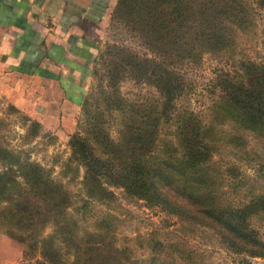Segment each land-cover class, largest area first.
Returning <instances> with one entry per match:
<instances>
[{"label":"trees","instance_id":"1","mask_svg":"<svg viewBox=\"0 0 264 264\" xmlns=\"http://www.w3.org/2000/svg\"><path fill=\"white\" fill-rule=\"evenodd\" d=\"M255 3L264 8V0ZM110 19L135 35L145 52L110 44L99 53L106 83L98 85L97 97L81 100L64 168L81 169L89 200L109 204L120 189L146 208L210 229L233 254L264 257V241L249 222L264 209V196L240 206L226 202L221 173L211 162L226 146L243 147L245 135L264 140V62L240 58L239 78L216 75L221 94L212 107L221 118L206 122L181 103L188 87L176 69L198 65L204 54H233L237 31L252 27L249 6L243 0H115ZM123 79L153 87L154 103L121 96ZM23 120L24 135L37 136L41 124L26 115ZM113 120L114 137L107 130ZM6 125L0 117V231L25 256H36L34 264H66L68 258L70 264H204L154 234L144 239L145 255H132L116 245L108 213L93 220L94 230L80 231L69 212L70 192L49 169L8 146Z\"/></svg>","mask_w":264,"mask_h":264},{"label":"rangeland","instance_id":"2","mask_svg":"<svg viewBox=\"0 0 264 264\" xmlns=\"http://www.w3.org/2000/svg\"><path fill=\"white\" fill-rule=\"evenodd\" d=\"M243 1L252 12V27L242 33L237 31L233 54L226 53L219 58L204 54L198 65L176 67L183 72L188 87L181 103L204 122L218 121L221 118L216 113V108L213 110L212 107L218 103L221 94V90L215 85L216 75L223 71L228 73V78L232 75L239 78L240 58L264 62V8L258 7L256 0ZM113 6L98 27V37L95 38L97 49L88 63L90 71L81 80L82 92L78 96V106L87 94L97 97L95 91L99 84L101 87L105 86V77L102 76L97 60L106 46L118 44L139 54L145 52L135 35L129 33L119 22L110 19ZM95 70L96 73H93ZM117 87L120 95L128 100L147 105L154 103L155 89L142 82L123 79ZM95 100L100 102L98 98ZM12 108L15 107L0 96V117L7 122L2 131L3 137L10 148L20 150L29 160L49 169L51 176L70 192L73 203L69 212L80 231L94 230L93 220L108 213L114 217L112 223L116 245L137 257L147 253L148 243L144 239L154 234L162 243L175 242L190 250L195 259L204 264H264V257L233 254L218 241L216 234L210 229L167 215L155 207L146 208L141 201L125 197L120 189L113 190L114 199L109 204L87 199L80 184L81 169L72 173L71 169L64 168V162L69 155L67 140L75 130L79 109L71 124L40 125L39 134L30 136L24 135L28 125L23 120L26 114L21 111L13 112ZM115 123L113 120L107 127L112 137L115 136ZM245 140L243 147L226 146L211 157L212 164L220 171L223 179L221 197L235 206L245 204L252 197L264 196V140L250 135H245ZM249 222L264 241V209L251 214ZM0 233L3 234L1 231ZM16 244L21 250V258L17 264H34L36 256H25L22 246ZM70 261L71 258H68L66 264H70Z\"/></svg>","mask_w":264,"mask_h":264},{"label":"crops","instance_id":"3","mask_svg":"<svg viewBox=\"0 0 264 264\" xmlns=\"http://www.w3.org/2000/svg\"><path fill=\"white\" fill-rule=\"evenodd\" d=\"M114 0H0V96L43 126L71 124ZM19 246L0 233V264Z\"/></svg>","mask_w":264,"mask_h":264}]
</instances>
